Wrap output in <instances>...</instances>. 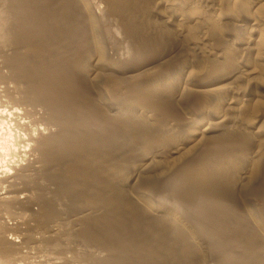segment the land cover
I'll use <instances>...</instances> for the list:
<instances>
[{
    "label": "rangeland",
    "instance_id": "374dc122",
    "mask_svg": "<svg viewBox=\"0 0 264 264\" xmlns=\"http://www.w3.org/2000/svg\"><path fill=\"white\" fill-rule=\"evenodd\" d=\"M122 1H124L125 4L124 8L128 7L129 10H131L132 7H134L135 5L140 7L142 14L144 15L143 19L144 20L147 19L146 20L147 26L150 27L148 25L150 24L151 26L155 27V29L158 28L157 30H159V33L160 32L162 33V34L160 33L161 35L159 34L160 36L157 35L159 37L157 38L156 42L161 41L160 43L162 45L160 46L158 45V48L156 49L157 51L155 52L156 53L155 56H150V58L144 57L143 58L144 61L142 63H144L147 59L148 62L150 61V59L152 60L154 58H158L161 56H165V58L161 63L155 62L142 68L139 66L141 62L136 60V55L134 51L129 50L130 49L129 47L131 46L130 42H128L125 39L121 30H118L117 33L118 35L115 34L114 37L107 36L108 39L104 40L103 38L100 37L103 36L104 34V30L103 28H101L102 26L100 27L99 25L90 26V28L93 29L92 36L97 38L96 41L101 39L103 42L102 45L103 47L96 48L92 53L93 56L92 60L97 61L100 68H97V70H95L94 72L95 74L93 73L94 75L92 74L89 80L94 82L95 84L94 87L96 85L98 87V90L100 92V95H98V97L100 96L98 98V103L104 114H108V112L109 114L114 113L117 119L119 118L118 122L120 121L122 122L124 120L122 123H125V121H127L128 124H130L131 126H133L134 122L137 121L133 127L139 125L138 128L140 129L142 128L144 123L143 130L147 132V133L145 132L146 134H148L150 127L152 128L151 129L152 132L153 129L156 130L158 127L157 130H159V132L154 131L153 132L154 134L155 132H158V134L156 133L154 135L150 131L151 133L149 132L148 134L149 135L148 138L150 140L147 138L146 134L144 133L145 134L144 136H146V138L143 140L139 139V141L141 140L143 141V142L141 141L142 145L141 143L138 144L139 143L138 140H137L138 141L137 143L138 145H137L136 144L137 141L134 140V142L136 141L135 144L137 145V146L134 145L135 151L132 150L133 152L131 151L130 154L123 153L121 159H118L120 161L117 160L115 162L117 165L113 164V167H111V169L113 168L112 172L110 171L111 169L108 170L107 172L108 175L106 174V176H109L111 178L110 183L105 185V183L102 182L104 184L103 185V184H99L103 180L102 178L98 179L99 181L94 180L95 183L90 181V177L86 178L85 182L89 188L87 187L88 189L87 188L85 189V191L88 192V196H87L88 199L86 198L85 201L83 200L81 201V199H79L76 196H72V197L70 195L61 196L60 192L62 190L59 189L60 186L53 184L51 179H49L50 174L47 170H46L47 172L45 170H43L42 172H37L34 170L35 171L34 172L32 171L33 169L30 171L28 169L27 171V173L29 172L28 176L27 173L26 174L24 173L25 175L24 174L22 175L23 173L22 171L21 175L19 176L20 177L19 180L16 179V181L18 182L16 183L14 181V183H12L13 184L12 186L8 182L0 181L1 183L0 184V198H1L0 199V264H102V262L105 261L106 259H108V262H110L111 259L116 260V261L111 260L113 264H129V262L133 258L132 254L130 253L127 254L126 252L125 254L123 253L124 258L122 253L116 256L117 259H115V257H111V258L109 257L110 251L108 250L109 248H107L106 246L107 241L105 240V238H108L107 237L108 235H106L105 238L101 237L95 240L96 237H93V235H90V233H88V231L91 228L95 227V229H98L99 226H101L104 220V215L106 214H112L114 216H118L130 228L138 229L144 223L142 219L145 215L143 214L142 209H146L148 211L151 210L149 212L152 214H158L155 212V210L158 209L157 207L159 206V208H162L165 211V212L162 211L159 214L161 215V218H167V219H169V217L170 219L173 218V220H175L178 224L180 225L182 224V227L183 226H185L186 228L188 227L187 229L189 231L190 225L188 222V218L182 215H185L186 212L188 213L186 214L189 215L191 210L186 207L178 206L179 207L178 208L175 206L176 199L173 200V198L175 197L171 195L173 194L172 192H169L171 191L170 189L168 190L165 189V187L166 188L169 187L165 185L164 187L162 185L163 182L165 181L163 179L164 177L167 180L174 178L173 175L174 173L177 172L179 167H181L180 166L181 164H183L184 162L186 164L187 160L189 164V160L190 162H193L192 160L198 157V155H200L198 153H200V151L203 150L202 148L206 140L205 137L208 136L207 134H203L202 132H200V129L201 128L204 129L205 125H207L211 121L215 123L216 122L215 118L221 116L225 117V113H226V118H225L226 124L223 126L224 128H221V130L220 129L215 130L214 132L210 133V134L213 133L212 135L215 134L214 136L220 134L221 137L222 136L225 137L224 139L226 140V142H229L227 144V147L229 146L228 147L229 149L228 148L226 149V155L228 154L227 155L228 159L227 157H225V159L227 160L225 161L226 166L224 165L226 169L223 167L221 171L223 173L228 172V174L226 173L227 176L225 174H223V176L225 175L224 178L227 177L225 179H227L226 181H228L227 182L228 185L231 186L230 188V186L228 187L227 185L228 189L227 187L225 188L226 189L225 193H227L230 196H232L233 193V196H235L234 199L237 200L236 203L241 204L239 205V207H241L240 210L244 215L243 217L246 218L245 220L246 223H249L251 227L252 232L250 233H252V235H254L255 237L259 236L257 243L255 242L254 244H248L246 246L245 254H246L247 262L249 263L250 261H252L249 264H262L263 261L264 263V258H263L264 257V129H263L264 128V60H262L263 62L257 61L260 59V56H258L260 54L256 53L257 49H254V51L251 52V54L249 55L248 51L243 49V47H245L244 45L241 46L240 44L236 43V41H238L237 37L239 40L242 39L241 37L243 38L251 37L254 38V40L258 39V44H260V46H264L263 43L264 22L262 21L261 25H259V27L261 28L259 27L257 28L256 26V29L257 30L260 29V30L256 31L255 33H254V26H252L253 17L254 18L262 17V19H264V0H250V1L249 0H143V1L122 0ZM122 1L120 0V2ZM135 1H137L138 3L136 2L134 4ZM2 2L3 0H0V5L3 4ZM117 2H119V0H117ZM86 3L85 5H87L88 7V4ZM171 6H173L174 8ZM208 6L210 8H208ZM164 7L167 9H165ZM162 9L164 13L166 12L164 15L170 14L172 12V9L176 10V12L178 13L181 12L183 15L184 14L186 15V17L183 16L181 20L179 17L174 18V23H176L177 26L181 29L177 28V26H175L174 28V26L167 23L164 24L162 22L163 21L162 18H158V16H155L156 11L161 10L160 12L163 14ZM167 10L168 12L169 11L170 12L168 13ZM249 14L250 17H252L250 19H248L247 17L249 16ZM184 17L186 20H184ZM165 25H167L168 27L167 26L165 27ZM169 27L171 30L169 29ZM261 29L263 30V32L261 31ZM162 30L165 33H163ZM181 30L183 31L181 32ZM212 32L213 35L211 34ZM204 35H208L207 36L208 38ZM194 40L195 42H200L201 46L203 45L202 50L205 49L206 51L205 53L201 49L200 51L190 47L192 46L191 44L194 42ZM260 40H262L261 41L262 45L260 43ZM215 42L216 44H214ZM212 44H214V46ZM206 48L208 50L211 49V51L215 49L212 51V53L214 54H209L211 53V51L209 50V52H207L208 50ZM192 50L193 51L197 50L196 51L197 53L196 52L193 53ZM218 53L219 55L220 54L221 55L217 56ZM133 56H135L134 59L132 58ZM238 56L240 57V59ZM107 57H109L110 59L109 62ZM246 58L248 60L247 62L250 64L248 69H250V71L253 69L257 71H255L254 73L253 71H251L250 74L248 75L249 78L253 77L252 79L249 80V78L247 77H242L245 79L240 80L242 82H239L238 84L239 87L241 84V87L239 89L244 90V93H242L243 91L240 90H239V94H236L234 92L232 93V91L226 90L223 91L224 94H222V92L220 91L225 90V88L222 89L224 86L221 87V84L223 85L226 82L219 80V78L224 74H226L227 72H229L230 68L236 66L235 63L239 64L241 63L240 61L246 60ZM231 60L234 61L233 62L234 66ZM225 61L227 63L231 62L232 65L228 64L229 66L226 67L227 63ZM259 62H261L260 63L261 65L259 64ZM107 64L115 65L117 71L111 74H106V72L101 67ZM167 65L170 66L171 69L177 68V70L174 69V71L176 70L175 71L176 73H174V71L172 72V74L171 72H168L170 74L169 75L167 72H165L166 74H168V77L166 78V81L164 83L162 82L159 84V88L157 89L155 94L159 96L158 98L167 99V100L170 99L174 101V104L177 102V104H175L177 106H175L174 112L175 111L176 112L175 113L173 112L174 114L171 112L157 109L155 107H150V105H147L143 99H139V98L137 99V96L134 92L129 91V85L132 82L136 80L144 79L147 75L151 76L155 72L159 71L160 68ZM138 66L140 68H138ZM256 72L257 75L255 74ZM142 75L144 76V78ZM141 76L142 78H140ZM196 77L199 78L201 77L200 80L203 79L204 82L202 80L201 82L198 81V83L195 84V86L189 84L190 80L192 78L195 79ZM133 78H135V80ZM246 78L248 79V81H246ZM166 88L167 90H165ZM202 88H204V90ZM168 89H172V90H168ZM192 89L198 93L197 94L195 92L197 96L199 95V98L197 97L198 100L196 98V95H194L195 93L194 94L192 93L193 92ZM213 89L217 94L214 93ZM218 89L220 90L219 91L220 93H218ZM159 90L160 91L163 90L164 93L160 92ZM198 90L200 93L198 92ZM165 91H167V93ZM244 94H246V96ZM175 95L176 97H174ZM238 96L241 101L238 100L237 98ZM173 98L176 99L174 100ZM230 99H234V101H239L237 102L236 105L237 107L235 106V108H238L236 110L237 112L233 113L234 116L237 117L235 118V120H227L228 118L230 119L231 112H233L226 104L227 103L226 101L229 102ZM12 103L14 104L13 100L11 101V99H9L8 97L1 96L0 110H5L3 108H8L6 109L7 111L10 110V108L12 107L11 105ZM6 117H7L6 119H3L5 121H3L2 118L0 117L1 169L2 167H6V166L10 167L14 161L16 162L20 158L19 157L20 154H18L19 153L18 150L14 151V146L17 147L19 145L18 142L20 138L23 136L22 134L23 130L20 131L21 128L17 126L15 121L12 119L13 117L12 116L10 117V115L7 114ZM146 123L149 126L147 127L148 129L145 127ZM159 125L162 126L163 128L160 127ZM154 126H156L155 127L156 129L154 128ZM169 127L175 128L174 131L173 128L171 130V128ZM169 129L171 130L170 135H169L170 132ZM165 131L166 134H168V135L164 134L166 135V138L162 137L164 136L163 132ZM159 133H162L160 138L161 140H163V142L160 139L158 141V136L160 135ZM174 133L175 136H178L179 134L181 135L178 136L179 138L177 137V139H174L176 137L171 135V134L174 135ZM150 134L154 135V137ZM183 136H185V138ZM191 137L192 140L190 139ZM167 138L168 140L170 139L169 141H171V143L167 140ZM172 139L174 140L172 141ZM164 140L166 141L165 144H164ZM231 140L232 141L235 140L236 143L232 142ZM174 141L175 143L178 144L182 143L181 144L182 149L180 151V154L169 156L167 154L169 149L172 148V145L175 144ZM15 143L17 144L15 145ZM4 144L7 145V148L10 145L11 146L10 149L7 150ZM154 151L156 152V154ZM204 151H206V149ZM15 152H17V155H15L16 154ZM161 152L163 154H161ZM193 155L194 156L197 155V156L194 157ZM186 157L187 159H184ZM104 158L105 157H103L100 162L102 164L101 169L103 173L106 171L105 161L108 160L107 158L106 160ZM180 159L182 163L181 161H179ZM27 161L30 162L28 159ZM103 162L105 163L104 167H103ZM20 164H22V166H27L26 159L22 158ZM176 164L177 167H175ZM195 165L196 164H194V166ZM194 166L191 167L187 166L188 167L187 169L190 171V172L187 171L188 174L191 173L190 175H192L195 171V173H198L199 175L195 173H194L195 175L194 177H191L189 175V178L192 179L189 180L188 178V180L185 181L183 180L181 181L178 179V181L176 182L177 183L176 186L174 187L173 185L174 188L172 187L173 190H175V188L178 187L176 190L178 191V193H180V195L182 194L183 196H185L184 197L185 199L188 198V196L189 198L192 197L193 196L192 194L198 192L197 188H195L197 186L196 185L194 186V184H192L193 182L192 180L194 179L196 180L198 176L201 178L202 176L207 175L206 173H208V170H206V168L204 169V167L201 166L200 164H197V168L196 166L195 167ZM227 168L229 170H227ZM200 171L201 174L205 173V175H201ZM24 172L26 171L24 170ZM166 172H168V175ZM168 176L169 177L172 176V177L169 178ZM195 180L193 183H195ZM2 183H5L6 185ZM90 183L93 186H91ZM189 183L191 185H189ZM9 191L12 193H10ZM6 192L7 194L11 195L12 198L2 199L1 196H4V194L6 195ZM93 192H95L96 194ZM99 193L102 195H99ZM57 194H59V196ZM16 196H20V199L15 198ZM144 197L145 199H150V200L153 199L152 201H154V204H151L150 206L148 204V206H146L139 203L142 202L141 198ZM138 200L141 201L138 202ZM134 202L137 204H134ZM139 206L140 207L142 206L141 207L142 209ZM95 225L98 228H96ZM93 233L96 232L94 231ZM152 233L150 234L151 235L150 241H152V239H154L156 236V234L153 231ZM195 233H196L195 231L190 230L188 234L189 237L192 238L193 240L192 246L196 248V251L198 253L197 255L198 260L196 259L197 264H213V262L215 261L212 262V260L208 259L206 255L207 253L205 251V249L207 248L206 243L204 242L203 239L197 236L198 234ZM118 257L120 259H118ZM125 257L129 261H127ZM136 261L137 259H135V262L133 261L134 262L133 264H139L136 263ZM108 264H111V262Z\"/></svg>",
    "mask_w": 264,
    "mask_h": 264
},
{
    "label": "bare ground",
    "instance_id": "6f19581e",
    "mask_svg": "<svg viewBox=\"0 0 264 264\" xmlns=\"http://www.w3.org/2000/svg\"><path fill=\"white\" fill-rule=\"evenodd\" d=\"M136 2L137 1H135L134 4ZM2 3L3 4L0 5V89H1L0 95L4 97H8L9 99H11V101L13 100L14 104L13 103L11 104L12 107L8 111L6 110L8 108H3L5 110H0V117L3 120L7 118L6 114L10 115V117L12 116L13 117L12 119L15 121L17 126L21 128L20 131L23 130V133L21 132L23 136L20 138L18 142L19 147L14 146V151L18 150L19 152L18 154L21 155V156L19 155L20 158L16 162L14 161L10 167L6 166V167H2V169L0 167V181L8 182L12 186L13 185L12 183H14V181L16 183L18 182L16 181V179L19 180L20 178L19 176L21 175L22 171H23L22 173L23 175L24 173L25 174L27 173L28 169L29 171L33 169L32 171L35 170L37 172H42L43 170L45 171L47 170L50 174L49 179H51L53 184L60 186L59 189L62 190L60 192L61 196L62 195L64 196L70 195L71 197L76 196L79 199H81V201L82 200L85 201V199L88 196V192L85 191V189L88 187V185L85 182L86 178L90 177L91 182H94V180H98L102 178L103 180L102 181L100 180L101 182L99 184L105 183L106 185L110 183L111 178L109 176H106V174L108 175L107 173L108 170H110L111 167H113V164H116L115 162L118 159H121L123 153L130 154L132 150L135 151L134 145L138 143L139 139L143 140L146 138V136L148 138L149 132L150 131L152 132L151 130L152 128L150 127L148 134H146L147 132L143 130L144 123H143V126L141 125L142 128L140 129L138 128L139 127L138 124H137L138 126L133 127L137 121L136 122L133 121L134 125L131 126L130 124H128L127 121H125V123H122L124 120L122 122L121 121L118 122L119 118L117 119L114 113L109 114L108 112V114H104L102 112V109L98 103V98L100 97V96L98 97V95H100V92L98 90L97 85L94 87L95 85L94 82L90 81L89 79H90V76L95 72V70H97V68H100V66L98 65V62L95 60H92V57H93L92 53L96 48L103 47L102 46L103 42L101 39L96 41L97 38L92 36L93 29H91L90 26H95V25H99V27L102 26L101 28H103L104 34L103 36H100V37L103 38L104 40L108 39V37L110 36L114 37V35L118 33V30H121L125 39L128 42H130L131 46L129 47L130 48L129 50L134 51L136 55V60L141 62L139 66L142 68L152 63H155V62L161 63L163 59L165 58V56H161L158 58H154L152 60L150 59V61L148 62H147L148 59L147 60L145 59L146 61L142 63L144 61L143 60L144 57L150 58V56H155L156 54L155 52L157 51L156 49L158 48V45L159 46L162 45L160 43L161 41L156 42V40L162 33L160 32L161 33L160 34L159 30H157L158 28L155 29V27L151 26L150 24H148L150 27L147 26V23H146L147 19L146 20L143 19L144 15L142 14L140 7L135 5L134 7H132L131 10H129L127 7L128 5L126 4L127 8H124L125 7L124 1L120 2V0L119 2H117V0H87V3H86V0H3ZM85 3L88 4V7L87 5H85ZM208 8L210 7L208 6ZM160 11H156L155 16H158V18H162L163 21L162 20L161 21L164 24L166 23L170 24L174 26V28L175 26H177V24L174 23V18L179 17L181 20L183 16L186 17L185 14L183 15L181 12L178 13L176 12V10H173V9L170 14L168 15L166 14L167 16L164 15L166 12L164 13L163 9H162L163 14ZM185 17H184V20H186ZM247 17L248 19L252 18L250 17V14ZM252 20H253L252 26H254V33H255L256 31L260 30V29L257 30L256 26L258 28L259 25H261L262 21L264 22V19H262V17H258V18L253 17ZM166 26L167 25H165V27ZM177 28L179 27L177 26ZM182 31L183 30H181V32ZM261 31L263 32L262 29ZM163 33L165 32L163 31ZM211 34L213 35V32ZM204 36L207 37L208 35H204ZM241 38L242 39L239 40L237 37V40H238L236 41L237 44H240L241 46L244 45L245 47H243V49L248 51L249 55L251 54V52L254 51V49H257L256 53L260 54V55L257 54L258 56H260V59L257 61L264 60V46H260V44H258V39L254 40V38H251V37L249 38L241 37ZM261 41L262 40H260V43ZM194 42L191 44L192 46L190 47L193 49L202 50L203 45L201 46L200 42H195V43ZM214 44H216V42ZM214 44L212 45L214 46ZM209 50L211 51V49ZM209 50L207 52H209ZM241 50H242V47H241ZM196 51L192 50L193 53ZM202 51H204V53L206 52L205 49ZM212 51L209 54H214L212 53ZM220 55L218 53L217 56H220ZM107 58L109 62L110 59L109 57ZM132 58L134 59L135 56H133ZM247 61L248 60L246 58V60L240 61L241 63L239 64L235 63L236 66H234V63H233L234 61H232L233 66H234L232 67L233 69L230 68L229 72H227L226 74H224L223 76L219 78V80L226 82L223 85L221 84V87L224 86L222 89L225 88V90L220 91L218 89V93L222 92V94H224L223 91L229 90V91H232V93L234 92L236 94H239V90H240L239 88L241 87V84H240V87L238 84L239 82H242L240 80L245 79L242 77L249 78L248 75L250 74L251 71H253V73L257 71L255 69L250 71V69H248L250 64ZM232 63L231 62L227 63L226 67L229 66L228 64L232 65ZM260 63L261 62H259V64ZM139 66L138 68H140ZM171 67H172V64H171ZM171 67L168 65L163 66L162 68H160L159 71L155 72L151 76L147 75L148 77L146 76L145 78L142 75L144 79L134 81L135 78H133L134 82H132L129 85V91L134 92L137 96V99L138 98L143 99L147 105H150V107H155L157 109L173 113L175 110V106H177L175 105L177 104V102L174 104V101L170 99L167 100V99L158 98L159 96L155 94V92L159 88V84L162 82L164 83L166 81V78L168 77V74H169L168 72H171L172 74L174 69L177 70V68L173 67L174 69H171ZM101 68L106 72V74H111L117 71L115 65H112V64H107ZM252 68H255V67H252ZM175 71L174 73H176ZM165 72H167L168 74H166ZM255 74L257 75V72ZM142 76L140 78H142ZM200 78L199 77H196L195 79L192 78L189 84H191L192 86H195V84H197L198 81L199 82H201V80L203 81V79L200 80ZM204 78H207V77H204ZM247 78H246V81H248ZM252 78H249V80ZM167 88L165 90H167ZM202 89L204 90V88ZM168 90H172V89H168ZM240 91H243L242 93H244V90H240ZM160 92L164 93L163 90ZM165 92L167 93V91ZM195 92L196 91L193 90L192 93L194 94ZM196 93L194 95H196ZM214 93L217 94L215 90H214ZM244 95L246 96V94ZM174 97H176V95ZM197 97L199 98V95L198 96L196 95V98ZM237 98L238 100H240L239 96ZM226 102H227L226 104L231 109V111H233L231 112L230 119L228 118L227 120H235V118L237 117H235L233 113L237 112L236 110L238 108H235V106L237 105V102L239 101H234V99H230L229 102L228 101ZM225 118H226V113H225V117L221 116V117L215 118L216 122L214 123L213 121H211L210 123L207 124L208 126L205 125L204 129L200 127L202 129V131L200 129V132L208 135V136L204 135L206 136L205 137L206 140H205V144L204 145L202 144L203 150H201L200 153L197 152L200 155H198V157H196L197 155L195 156L193 155L196 158H194L193 160L191 159L193 162H190L189 160V164H188V160L187 161L185 160L187 162L186 164L185 162L181 164L182 163L181 161L182 158H181L179 160L181 161V163L179 162L181 164L180 165L181 167H179L178 165L179 169L173 175L175 179L172 178L170 180L169 179L167 180L163 176L164 177L163 180L165 181L163 182L162 185L169 187V188H166L164 186L165 189L167 190L170 189L171 191L169 192L173 193L171 195L175 197L173 198V200L176 199V205H175L176 207L181 206V207H186L191 210L189 215H187L188 213L186 212L187 214L185 213V215H182V216H186L188 218L190 230L195 231L196 232L195 234H198L197 236L203 239L204 242L206 243L207 248L205 249V251L207 253L206 252L205 253L208 259L212 260V262L215 261L217 264H249L252 261L248 263L246 260L247 259L246 254H245L246 246L248 244H254L255 242L257 243L259 236L258 237L256 236L257 237L256 239V237L252 235V233H250L252 232L251 227L249 223H246L245 221L246 218L243 217L244 215L242 211L240 210L241 207H239V205L241 204L236 203L237 200L234 199L235 196H233V193H232V196L225 193L226 191L225 188L228 185L227 183L228 181H226L227 179H225L227 177L224 178V176L226 175V173L228 174V172L223 173L221 171L223 167L225 168L226 166L225 161L228 159L227 157L228 154L226 155V149L229 147V146L227 147V144L229 142H226V140L224 139L225 137L223 136L221 137L220 134H218L219 136L218 135L214 136L215 134L212 135L213 133L210 134L211 132H214L215 130H219V129L221 130V128H224L223 126L226 124ZM146 124H145V127L146 128L149 127L148 124L147 126ZM155 127L156 126H154V128ZM157 129L156 130L153 129V132L154 131L159 132V130ZM174 129L175 128H173V131ZM171 130L169 129L170 132L168 131L169 135L171 133ZM166 131L163 132V135L166 134ZM158 132H155V134L156 133L158 134ZM144 133L146 134V136H144L145 135ZM159 134H160L159 136L157 135L158 141L159 139L161 140L160 136L162 133H159ZM154 135L152 136L154 137ZM166 135L162 137L166 138ZM171 135L175 136V133L174 135L173 134ZM180 135L181 134H179L178 136ZM178 136H175L176 138L174 139H177ZM183 137L185 138V136ZM174 139H172V141ZM190 139L192 140V137ZM134 140L136 141L138 140L137 142L135 141L136 144ZM141 141H139L138 144H140ZM161 141L163 142V140ZM177 141H180V140H177ZM188 141H185V142H188ZM165 142L166 141L164 140V144ZM169 142L171 143V141ZM232 142L236 143L235 140ZM16 144L17 143H15V145ZM181 144L175 143L174 145H172V148L169 149L167 155L173 156L175 154H180V151L182 149ZM4 146L7 148V145L4 144ZM10 147L11 146L9 145L7 150L10 149ZM204 148L206 149V151H204L205 150ZM15 153H16L15 155H17V152ZM161 154L163 153L161 152ZM152 156H153V153H152ZM103 157H105L104 158L105 160L106 158L108 159L106 160L108 162L105 161L106 164L103 162V167H104V164L106 167V171L104 170L105 171L104 173L101 169L102 164L100 163ZM225 157H227V159H225ZM22 158L26 159L27 166H22V164H20L22 161ZM27 159L30 162H28ZM184 159H187V157ZM177 164L175 167H177ZM190 164L191 166H194V164H196L195 165L196 168H197V164H200L201 166L204 167V169L206 168V170H208V173H206L207 175H205V173L201 174V171H200L201 175H205L200 178L198 176L199 174L195 173L194 171L195 174H198L197 175L198 178H196V180L197 179L198 180L196 181L194 179L195 183H193L194 180H192L193 182L192 181L191 182L192 184H194V186L195 185L197 186L195 188H197L198 192L195 194L190 193L193 196L189 198V196L187 195L188 198L185 199L184 198L185 196H183L182 194L180 195V193H178V191L176 190L178 187L175 188L176 191L173 190V188L176 186L177 184L176 182L178 181V179L181 181L188 180L189 175L191 173L188 174V172L190 171L187 169L188 168L187 166L191 167ZM112 169L110 170L111 172H112ZM12 170H15V171H12ZM24 170L26 172H24ZM227 170L229 169L227 168ZM166 173L168 175V172ZM194 173L190 176L194 177L195 176ZM28 174L29 172L27 173V176ZM223 174L225 175L223 176ZM190 179L192 178H189V180ZM156 182H159V181H156ZM16 183H15V186H16ZM2 184H5V183H2ZM189 185L191 184L189 183ZM91 186L93 185L91 184ZM229 186L230 185H228V187ZM189 190H190V187H189ZM15 193H16V190H15ZM57 195L59 196V194ZM99 195H102V194L99 193ZM1 197L2 199L12 198L11 195L7 194V192H6V195L4 194V196H1ZM15 198L20 199V196H16ZM141 200L143 203L139 202ZM141 200H138V202L146 206H148V204L149 206L151 204H154V201H152L153 199L152 200L145 199L144 197V198H141ZM134 204H137V203L134 202ZM157 208L158 209L155 208L156 209L155 212L158 214H152L149 212L151 210L148 211L146 209L141 208L145 216L142 219L144 223L138 229L130 228L118 216H114L112 214H106L104 215V220L101 226L98 225L99 226L98 228L95 225L96 228L98 229H95V227H93L88 231V233H90V235H93V237H96L95 240L101 237L105 238L106 235H108L107 236L108 238H105V240L107 241L106 246L107 248H109L108 250L110 251L109 257L110 258L115 257V259H117L116 256L120 255L121 253L122 255L123 253L125 254V252L126 254L130 253L132 254L133 258L131 259L129 264H133L135 262V259H137L136 263H139V264H197L198 253L196 251V248L192 246L193 240L192 238L189 237L188 233L190 232V230L188 231L187 229L188 227L187 228L185 226L182 227V224L181 225L178 224L175 220H173V218L172 219H170V217L169 219L161 218V215L159 214L164 210L162 208H159V206ZM188 222H187V225H188ZM94 231L96 233H93ZM152 231L156 234V236L154 239H152V241H150V238H151L150 234L152 233ZM119 257L118 259H120ZM123 258H124V255H123ZM111 260H110L111 264H113L112 261H116L114 259L112 261ZM110 262H108V259H106L105 261L102 262V264H108ZM215 262H213V264ZM262 264H264L263 261H262Z\"/></svg>",
    "mask_w": 264,
    "mask_h": 264
}]
</instances>
